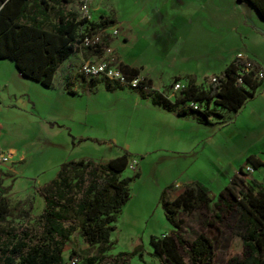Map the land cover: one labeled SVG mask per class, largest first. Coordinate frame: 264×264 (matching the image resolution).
Masks as SVG:
<instances>
[{
    "label": "rangeland",
    "instance_id": "1",
    "mask_svg": "<svg viewBox=\"0 0 264 264\" xmlns=\"http://www.w3.org/2000/svg\"><path fill=\"white\" fill-rule=\"evenodd\" d=\"M66 7L81 17L79 0ZM88 7L90 20L97 19L98 13L117 20L112 30H116L114 37L118 39L113 45L125 61H129L130 50L135 48L127 34L131 22L144 26L147 21L158 26L171 49L183 34L180 53L185 59L194 52L192 58L182 60L173 50L166 56L152 48H148V56H143L155 75L160 72L162 78L167 72L189 69L196 73V81L206 86L233 50L243 51L264 70V18L246 1L88 0ZM157 35L155 31L152 34ZM153 46L158 47L155 42ZM78 50L83 49L77 46L73 52ZM175 56L171 64L170 57ZM59 80L56 73L50 86H42L23 78L10 59L0 58V154L6 157L0 161V186L13 208L16 229L36 230L34 217L44 207L40 189L55 176L62 162H104L126 151L129 162L120 176H132L135 171L139 174L129 182L128 198L112 222V245L103 259L106 264L112 263L118 252L128 255L125 264H159L151 255L149 239L174 230L158 200L161 191L175 185L169 192L173 196L183 184L198 181L214 202L226 185L234 191L241 186L234 176L244 165L245 156L264 151V114L251 112L248 105L235 117L234 112L230 113L231 120L226 118L223 125L213 122L217 117L210 115V121H200V125L181 121L173 128L159 116L168 113L154 108L134 89L108 90L101 80L90 83L77 76L70 85H74L75 92L62 97L58 96ZM159 83L155 81L154 89H159ZM174 85L166 92L170 98L182 84ZM54 123L62 126L51 127ZM172 135L174 138H169ZM240 178L264 186V167ZM19 210L26 211L28 217L20 215ZM211 211L199 207L190 214L180 212L182 224L178 232L187 243L204 232L213 241L212 264H229L242 252L236 214L223 206ZM205 220L208 223H203ZM95 249L75 230L63 246L62 264H71L72 259L75 264H87ZM178 251L186 260L180 247Z\"/></svg>",
    "mask_w": 264,
    "mask_h": 264
},
{
    "label": "trees",
    "instance_id": "2",
    "mask_svg": "<svg viewBox=\"0 0 264 264\" xmlns=\"http://www.w3.org/2000/svg\"><path fill=\"white\" fill-rule=\"evenodd\" d=\"M72 1L0 0V58L10 59L23 78L50 86L58 66L73 53L84 36L114 24L112 18L102 15L94 21L79 18L76 11L66 7ZM236 1H246L259 17L264 18V0ZM109 37L105 33L101 36V45L84 49L89 54L101 55V46L108 45ZM247 59L252 69L243 72L241 82L237 81L236 72L244 60L234 57L206 86L196 84L191 76L187 77L172 98L166 92L178 78H173L162 91L151 89L144 77L139 78L140 83L147 86L148 91L127 88L136 90L140 97L148 98L152 105L161 109L177 115L191 113L199 121L208 122L207 117L216 114L214 108L236 111L260 87L262 78H257L254 73L261 67L254 60ZM118 66L128 77H139L137 68L120 61ZM96 79L88 82L101 80L108 90L126 87L105 78ZM64 87L68 93H73L66 85ZM189 102L203 107L193 108ZM128 162L129 154L124 150L104 162L88 159L62 162L55 176L40 189L44 207L34 217L38 224L36 230L16 229L12 220L13 208L0 186V264H62L63 246L75 230L89 247H96L87 264H106L103 259L112 245L109 239L112 222L128 198L129 182L138 174L135 171L132 176H120ZM244 164H250L256 170L264 166V160L248 154ZM238 172H242V166ZM2 174L0 170V178ZM234 177L240 180L241 186L234 191L226 185L214 202H211L207 188L198 181L183 184L173 199L169 195L173 185L161 191L158 200L174 230L149 239L151 255L159 264H212V239L200 232L185 242L178 232L182 224L179 213L190 214L199 207L212 212V208L219 206L236 214V228L242 244L240 256L231 258L229 264H264V186L255 180L244 182L237 174ZM19 213L28 217L24 210ZM178 247L183 250L186 260ZM127 258L126 253L118 252L110 264H125Z\"/></svg>",
    "mask_w": 264,
    "mask_h": 264
},
{
    "label": "crops",
    "instance_id": "3",
    "mask_svg": "<svg viewBox=\"0 0 264 264\" xmlns=\"http://www.w3.org/2000/svg\"><path fill=\"white\" fill-rule=\"evenodd\" d=\"M93 9L96 8L92 7ZM143 14V12H142ZM102 15L108 18H112L114 20V24L111 27H115L117 25V20L113 17V16H107L105 14L102 13H98V15L96 16V18L98 19V17ZM94 19V20H97ZM93 20V21H94ZM146 25L144 26H136L135 24H133L131 22V25H129L127 27V34H128V39L130 41H132V46H134L135 48L130 52L131 54L128 55L129 57V61H125L123 57H121L119 55V53L116 51V48L114 47L113 43L118 39L117 37L114 36H110L108 38V45L113 49V53L116 56V58L118 59V61H120L121 63H124L126 65H128L129 67H133V68H137L138 69V76L140 77H144L146 80L149 81V87L153 90L156 91H162L172 80L173 78H178L177 79V83H181L182 85L186 82L187 77H192L195 80V83L200 85L201 83H198L196 81V73H193V71H190L189 69H180L177 71H170L165 73L166 75L164 76V78L161 77L160 72L159 75H155V71H153L151 69V66L148 65L147 61H145L143 58V56H148L149 54L148 52V48H152L155 49L156 51L160 52L161 54L164 55H168V52H170L171 50H173V53L176 56H179L182 60L185 59H189L192 58L194 55V52L187 54L186 58L184 59L183 57V53H180L182 44L184 42V35L181 34V37H178V39L176 38L175 41V48L171 49L172 47H169L166 43L167 38L162 34V32L159 30H157V27H154V25L149 24V22L144 21ZM156 23L155 21L153 22V24ZM106 28V32L108 31L109 28ZM155 32H157V37L152 36V34ZM121 33V37L123 38V40H125V38L123 37V32L119 31ZM194 33V32H193ZM194 35V34H193ZM158 39V42L156 41ZM157 43L156 48H154L153 43L154 42ZM137 47V48H136ZM152 52V51H151ZM152 53H150L151 55ZM154 54V53H153ZM230 55H232L231 57L229 55H226V62L223 65L222 69L234 58L237 56H242V57H246L247 55H245V53L243 51H239V50H233ZM170 57L171 59V64H173V62L176 60L177 57ZM100 57V55H92L89 54V52H87L85 49L78 50L73 52L63 63H61L58 68L56 69L54 75H53V79L52 82L54 80V76L56 75V73L59 74L60 76V87H59V93L58 96H62V97H66V95H68L69 93L65 90V85L67 86V88L69 90H71L73 93L75 92V88L74 85H72V87H70L71 84H73V82L75 81L77 76H80L82 78V76L80 74L77 73V67L78 64L80 63V61L82 59H87V60H91V59H98ZM146 60L151 59L145 57ZM209 65V64H207ZM261 67V66H260ZM176 68L174 67V70ZM220 69V71L222 70ZM261 70L264 73L263 68L261 67ZM219 71V72H220ZM216 75V74H215ZM214 76V75H213ZM84 82H86V80L84 78H82ZM100 79V78H97ZM96 79V80H97ZM159 81L161 83H159L160 85H158L159 89H154L155 87V81ZM163 80V81H162ZM184 80V81H183ZM181 85V86H182ZM124 88V87H122ZM162 88V89H161ZM169 97V96H168ZM170 98V97H169ZM145 99V98H144ZM148 99V98H146ZM256 99H260V101H258L257 105L254 106V101H256ZM23 104H25V101H21ZM150 102V101H149ZM151 104V103H150ZM33 105V104H32ZM152 105V104H151ZM249 106V110L251 112H253V110H255L256 114H264V77L262 78V83L260 85L259 88H257L255 90V92L253 93V95L251 97H249L244 103L243 105L236 111H229L226 109H222V108H215L214 112H216V114H213L217 117V119H215L213 122L218 123L220 125L226 124L227 120H225L226 118L230 119V113H235V115L238 113V111L242 110L244 107ZM154 108L158 109V110H162L165 111L168 114H161L159 115L160 117L164 118L165 121L168 120V125H171L173 128H176V126H178L179 124H182L183 122L181 121H192L195 122L196 124L200 125V121L195 117V115L191 114V113H186V114H181V115H177L175 114L173 111H169V110H165V109H161L157 106L152 105ZM210 115L207 117L208 121H210ZM262 123H264V121H262ZM178 124V125H177ZM51 125V124H50ZM48 124V126H50ZM53 125H57V126H62L61 124H57L54 123L51 125V127ZM198 129V127H196ZM68 133L70 132L69 130H67ZM198 132V130H196ZM74 138V136H73ZM169 138H174V136H169ZM252 154V153H250ZM255 157H257L260 160H264V151H261L259 153L253 154ZM259 169V168H258ZM139 174V173H138ZM263 177V176H262ZM180 186V185H179ZM173 187H176L175 185ZM172 187V188H173ZM171 188V190H172ZM175 190V189H174ZM173 190V191H174ZM179 192V191H178ZM177 192V193H178ZM177 193H175L173 196H171L170 194V198L173 199Z\"/></svg>",
    "mask_w": 264,
    "mask_h": 264
},
{
    "label": "built area",
    "instance_id": "4",
    "mask_svg": "<svg viewBox=\"0 0 264 264\" xmlns=\"http://www.w3.org/2000/svg\"><path fill=\"white\" fill-rule=\"evenodd\" d=\"M80 2V12L81 17L86 20H90L89 16V7H88V0H79ZM111 27L109 31L106 32V29L101 30L97 33L92 35H87L82 38V40L76 45L78 48L84 49L85 47H92L96 48L97 46L101 45V36L107 33L109 36H114L116 30H112ZM75 47V48H76ZM102 53L98 59H82L77 67V73L83 76L86 80L94 79V78H105L112 82H116L122 86L135 88V89H142L146 90L147 86H144L140 83L139 77H128L125 75L119 68L118 64L119 61L113 53V49L109 45H102ZM238 58H242L244 60V64L239 66L237 70V81L241 82L240 76L243 72H248L252 69V65L247 57L237 56ZM254 76L257 78H263L264 73L261 69L255 71ZM211 80H214L211 77ZM179 84H175L174 87H178ZM181 87V86H180ZM188 105L192 106L193 108H197V104L193 102H189ZM6 157L0 154V161H5ZM264 167V166H263ZM253 167L250 164H244L242 166V172H237L239 177L253 171ZM71 264H75V259H72Z\"/></svg>",
    "mask_w": 264,
    "mask_h": 264
}]
</instances>
